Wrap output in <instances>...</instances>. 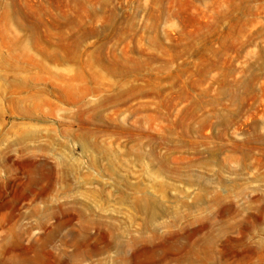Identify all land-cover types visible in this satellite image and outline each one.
Segmentation results:
<instances>
[{"label": "rangeland", "instance_id": "374dc122", "mask_svg": "<svg viewBox=\"0 0 264 264\" xmlns=\"http://www.w3.org/2000/svg\"><path fill=\"white\" fill-rule=\"evenodd\" d=\"M38 255L264 264V0H0V264Z\"/></svg>", "mask_w": 264, "mask_h": 264}, {"label": "bare ground", "instance_id": "6f19581e", "mask_svg": "<svg viewBox=\"0 0 264 264\" xmlns=\"http://www.w3.org/2000/svg\"><path fill=\"white\" fill-rule=\"evenodd\" d=\"M150 218H152V214H150ZM50 240L47 239V241L45 242H49ZM16 263L18 264H43L42 262V258L40 255H38L37 257H31V258H25V259H21V260H16Z\"/></svg>", "mask_w": 264, "mask_h": 264}]
</instances>
